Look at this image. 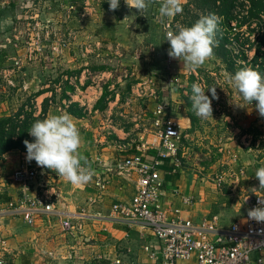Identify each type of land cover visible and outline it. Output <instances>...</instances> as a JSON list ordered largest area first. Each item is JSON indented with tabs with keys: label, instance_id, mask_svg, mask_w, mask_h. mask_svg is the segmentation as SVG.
<instances>
[{
	"label": "crops",
	"instance_id": "0c3cea01",
	"mask_svg": "<svg viewBox=\"0 0 264 264\" xmlns=\"http://www.w3.org/2000/svg\"><path fill=\"white\" fill-rule=\"evenodd\" d=\"M165 44L168 53L170 45L167 41ZM208 64L209 60L199 69L207 68ZM174 68L184 81L187 69L183 62L174 59ZM2 72L5 73L0 70V76ZM28 81L30 83V78ZM82 81L83 79L80 80V86ZM85 88L83 93L78 94L77 91L66 99L70 98L77 106L84 108L79 116L67 114H70L80 130V152L86 157L87 166L94 173L90 182L72 185L51 170L40 167V176L31 192L32 196L45 194L56 203L62 213L80 220H74L72 225L82 223L83 233L64 232L58 220L45 213L39 214L32 228L26 227L18 217H1L0 257L7 264H149L150 260L143 248L148 244L153 250L159 248L149 229L139 224L127 225L119 221L111 211L114 202L129 201L134 194L133 178L124 180L117 177L115 165L136 153L137 141L149 140L150 132L154 128L155 110L153 113H114L118 98L108 104L105 111L94 110L103 88L96 82ZM172 90H167L163 99L175 102L174 106H182V93H174ZM4 102L6 101L0 100V113L4 111ZM238 111L240 112L214 113L213 119H205V124L200 119L197 120L195 113H190L195 118L193 125L188 113L183 110L168 113L169 118L179 125L186 136L177 158L162 161L156 171V178L162 183L165 195L163 207L171 214L178 209L185 219L199 221L207 216L217 215L224 226L231 223L221 218L227 206V198L230 200L233 197L230 192H235L231 187L234 183L231 174L239 167H247L251 172L262 163L259 160L261 141L258 137L261 117L259 113ZM145 114L147 119L142 120ZM49 116L48 113L46 118ZM109 120L112 127L108 124ZM138 120L142 121L137 123ZM190 147L205 149L204 155L209 159L208 163L201 164L198 155L189 152ZM214 150L218 153L216 157ZM188 152V160L192 163L185 159ZM24 160L25 153L18 151L0 154V207L19 201L20 191L9 181V177ZM219 165L222 166L219 171L224 172L226 177L225 184L221 187L216 185L213 175L217 174L213 170ZM210 171L213 172L209 173ZM202 172L209 173L210 178L202 175ZM101 178L107 179V184L105 190L99 194L94 183ZM173 190H178L179 194H173ZM183 197H192V205H184Z\"/></svg>",
	"mask_w": 264,
	"mask_h": 264
},
{
	"label": "rangeland",
	"instance_id": "374dc122",
	"mask_svg": "<svg viewBox=\"0 0 264 264\" xmlns=\"http://www.w3.org/2000/svg\"><path fill=\"white\" fill-rule=\"evenodd\" d=\"M67 1L0 0V3H3L0 6V70L5 72H2L0 76V97L7 99L3 103L4 111L0 113V118L12 117L17 114L12 112L20 108L24 112L20 113L22 122L32 119L31 115L39 116L40 113H30L29 105L23 106V103L38 92L44 93L35 100L32 97V101L40 107L44 99H49L46 115L48 113L50 116L60 115L65 113L64 111H67L66 113L70 111L76 115L83 113L84 108L77 106L72 99H59L65 84L74 88V91L65 92L66 96L74 95L77 91L78 94L83 93L88 84L90 86H93L95 82L101 84L103 91L106 88L108 92L107 102L104 101L99 105V108L105 107L102 111H105L108 104L116 98L119 102L113 109L114 113H153L158 104L163 102L175 104L171 100L163 99L167 90L170 89L165 81L167 78L166 40L159 21L151 15L150 4L145 12L138 13L137 10L126 6H119L116 11L107 12L108 0H103L104 3L100 8L94 4V0H90L87 7L83 8L82 14H79L73 11L68 13L65 5ZM186 2L187 0H182L183 22L181 25L190 27L202 15L210 14L208 7L205 11H200L194 9L193 3V9H188ZM242 3L243 0H237L238 6ZM238 6L233 9L234 15L239 11ZM126 16L127 18L124 19ZM218 19V32L225 34L223 37L227 39L224 49L231 53L227 56L236 63L234 67L237 68L244 64L240 60L242 54L239 38L240 32L246 29L239 30L235 24L226 27L221 23L222 18L218 17ZM252 37L250 36L251 44L254 42ZM254 54V50L247 53V62L253 59ZM261 59L264 61V56ZM102 67V70L98 69ZM246 67L250 68L249 65ZM198 70L204 77L206 89L217 87L219 99L212 101L213 115L214 113H239L238 110H245L244 113H258L254 107L255 102L247 108H240L234 104L242 103V101L235 89L227 82V77L236 71L234 73L227 71V67L221 60L211 57L207 68ZM256 70L261 72V67L257 66ZM262 73L264 75V69ZM190 84L191 81L187 78L183 81L186 93L182 95L188 99L191 95ZM206 95L211 98V93L207 90ZM180 107L184 112L194 113L184 101ZM27 115H30V118ZM196 118L205 124V119L197 116ZM144 119H147L146 114L142 116V120ZM260 119L259 160L264 163V118ZM7 131H10V128ZM155 131L156 129L153 128L150 135H153ZM16 133H19L18 129ZM198 150L201 151L197 153ZM198 150L190 147L189 152H195L201 164L208 163L209 159L204 155L205 149ZM216 151L214 150V157L218 155ZM246 151L247 149L244 150ZM188 153L185 159L188 163H192L188 160L190 159V153ZM221 168L222 166L219 165L213 171L219 175L224 173L219 171ZM209 173L202 172V175L208 176ZM217 174H213L214 178ZM243 184L242 190L230 192L233 197L226 200L227 206L221 218L227 223L236 219L243 220L248 216V211L243 205V198L252 197V192L245 182L241 181L242 187ZM224 189L227 190V188Z\"/></svg>",
	"mask_w": 264,
	"mask_h": 264
},
{
	"label": "built area",
	"instance_id": "2783aa9c",
	"mask_svg": "<svg viewBox=\"0 0 264 264\" xmlns=\"http://www.w3.org/2000/svg\"><path fill=\"white\" fill-rule=\"evenodd\" d=\"M89 1L68 0L65 5L68 13L73 11L82 14L83 8L87 7ZM103 3V0H94L98 8ZM185 4L189 9H193V0H187ZM2 5L3 3H0V6ZM150 5L151 15L159 21L166 40V32L177 30V25L183 22V14L162 20L159 16V0H154ZM120 6L128 7L124 0H120ZM108 11L110 12L109 9ZM234 24L237 25L233 22L230 26ZM239 46L241 48V41ZM244 48L248 49V46ZM165 66L166 83L170 89H177L185 94L186 87L175 71L174 59L170 58L168 53L165 57ZM184 76L191 80L190 86L193 83L204 86V77L199 70L192 72L187 69ZM181 110L180 106L173 107L168 102L158 104L154 111L153 125L156 129L154 134L147 141L144 139L137 141L136 153L115 165L117 177L124 180L133 178L134 194L129 201L114 202L111 205L112 213L127 225L139 224L152 232L159 248L153 250L150 244L143 248L150 260L149 264H264V222L251 220L247 216L243 220L236 219L224 226L217 215L193 221L183 218L178 209L173 210L171 214L163 207L165 195L162 183L156 178V171L162 161L177 158L186 137L179 125L168 116L171 111ZM108 124L112 127L110 120ZM26 156L27 153L25 160L9 177V181L20 191L19 201L9 202L4 207H0V218L18 217L26 227L32 228L39 214L45 213L56 218L64 232L83 233V224L77 222L76 225H72L77 219L62 213L56 203L45 194L32 196V187L40 176V167L34 160L28 162ZM259 166H264V163H260ZM256 170L250 172L247 167H239L234 174H231L234 177V183L231 184L233 191L242 190L244 186L242 187L241 181H244L252 192V197L243 198V205L247 211L258 205L259 198H264L263 191H252V188L258 189L259 186V181L255 177ZM225 178V174L220 173L214 181L218 187H221L225 184ZM106 184L107 179L101 178L94 183V187L100 194L105 190ZM172 193L177 195L179 191L173 190ZM182 202L186 206H191L193 199L183 197ZM0 264L7 262L0 257Z\"/></svg>",
	"mask_w": 264,
	"mask_h": 264
},
{
	"label": "clouds",
	"instance_id": "9594fccd",
	"mask_svg": "<svg viewBox=\"0 0 264 264\" xmlns=\"http://www.w3.org/2000/svg\"><path fill=\"white\" fill-rule=\"evenodd\" d=\"M154 0H124L129 9L137 12L147 11ZM159 16L172 18L182 14V0H159ZM109 10L116 11L120 0H108ZM127 16L124 18L126 19ZM219 19L214 14L202 15L192 26L177 25L176 31L166 32V41L170 47L168 56L183 62L189 71L195 72L209 60L214 52L215 36L218 31ZM227 82L235 89L242 103H234L237 107L247 108L253 105L259 116L264 118V75L260 72L242 67L234 74H229ZM217 87L207 89L200 83L191 86V108L201 119L212 118V101L218 100ZM211 93V98L206 95ZM34 138L32 142L25 140L27 149L26 160L49 169L63 177L72 185H83L90 182L93 172L87 166V159L80 152L82 137L79 128L73 122L70 114L51 115L43 120H36L28 130ZM259 181L253 192L264 191V166L255 172ZM248 218L257 222H264V198L258 199V205L248 210Z\"/></svg>",
	"mask_w": 264,
	"mask_h": 264
},
{
	"label": "trees",
	"instance_id": "16d2710c",
	"mask_svg": "<svg viewBox=\"0 0 264 264\" xmlns=\"http://www.w3.org/2000/svg\"><path fill=\"white\" fill-rule=\"evenodd\" d=\"M70 1L79 2V0ZM193 3L195 6L194 9L200 11H205V8L208 7L211 14L222 18L221 23L224 26L226 25V27H229L233 22H236L240 30L242 28L246 29V31L241 32V36L239 38L240 41L242 39V49L240 51L242 55L240 56V60L244 62V64L239 65L237 68L234 67V64L236 63L232 62L227 56V54L231 53L224 49L225 43L227 42L226 37H223L225 34H222L218 31L216 32L215 36V45L213 49L214 54L212 57L221 60L222 63L227 67V71H231L232 73L242 67H246L247 65H249V67L254 70H256L257 66L261 67L260 73L263 75L262 71L264 69V61H262L261 57L264 56V50H262L264 48V0H243V3L239 6L237 5V0H193ZM237 6L239 11L238 13H236V15H234L235 10L233 9ZM187 8L186 10L189 11V8ZM197 18L199 17L197 16ZM250 36H253L252 38L254 39V42L252 44L250 43ZM245 46H248V49H245ZM250 50H254L255 54L253 59L250 62H247V53ZM98 69L102 70L103 67ZM73 90L74 88L69 87L67 84H65L64 90L61 93L59 99L67 98L65 92ZM171 90L172 89H170V91ZM172 91L174 93L177 92L181 94V91H177V89H173ZM42 93L44 92H38L33 94L27 102L23 103V106L26 104L30 106V113H40L39 116L36 117L34 115H31L32 119H28L27 121L22 122L20 119L22 117V114L20 113L24 112L23 109L20 108L18 111L12 112L17 113L12 117L0 118V154H4L12 150L27 153L26 146L23 142L25 140H28L30 142L34 140V138L29 135L28 130L36 120L45 119V113H47L46 106H48L49 99H44L40 107H37L35 101H32V97L35 100ZM107 96L108 92L106 88H104L103 94L97 102L96 106L94 107V110L97 109L99 111H102L105 108L104 106L102 108H99V105L104 101L107 102ZM184 98L185 97L182 95V99L186 103L187 107L191 108V101L188 98ZM0 100L6 101L7 99L0 98ZM10 106L11 105H9V107ZM68 113H70V111H68ZM74 115L79 116L80 113ZM29 116L30 115H27V117ZM188 116L191 119L193 125L195 123V118L189 112ZM8 128H10V131H7ZM17 129L19 130V133H16ZM6 144H8V146H5Z\"/></svg>",
	"mask_w": 264,
	"mask_h": 264
}]
</instances>
